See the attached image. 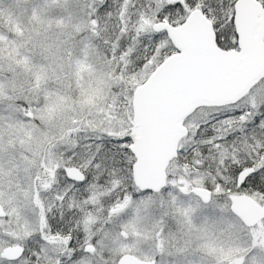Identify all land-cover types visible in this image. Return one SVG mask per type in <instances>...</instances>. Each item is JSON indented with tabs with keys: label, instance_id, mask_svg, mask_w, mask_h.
<instances>
[{
	"label": "snow or ice",
	"instance_id": "obj_1",
	"mask_svg": "<svg viewBox=\"0 0 264 264\" xmlns=\"http://www.w3.org/2000/svg\"><path fill=\"white\" fill-rule=\"evenodd\" d=\"M0 264H264V0H0Z\"/></svg>",
	"mask_w": 264,
	"mask_h": 264
}]
</instances>
